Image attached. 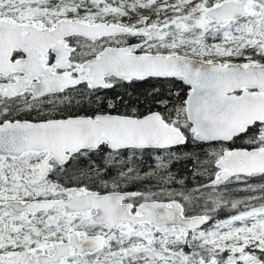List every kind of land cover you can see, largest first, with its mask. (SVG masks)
Listing matches in <instances>:
<instances>
[{
    "label": "snow or ice",
    "instance_id": "6c2138e0",
    "mask_svg": "<svg viewBox=\"0 0 264 264\" xmlns=\"http://www.w3.org/2000/svg\"><path fill=\"white\" fill-rule=\"evenodd\" d=\"M0 264H264V0H0Z\"/></svg>",
    "mask_w": 264,
    "mask_h": 264
},
{
    "label": "trees",
    "instance_id": "16d2710c",
    "mask_svg": "<svg viewBox=\"0 0 264 264\" xmlns=\"http://www.w3.org/2000/svg\"><path fill=\"white\" fill-rule=\"evenodd\" d=\"M224 214L222 213L221 216H223Z\"/></svg>",
    "mask_w": 264,
    "mask_h": 264
}]
</instances>
